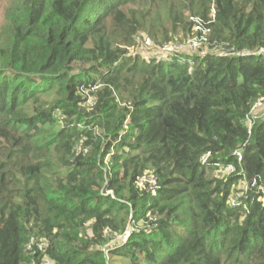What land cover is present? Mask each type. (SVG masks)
<instances>
[{
  "label": "trees",
  "instance_id": "1",
  "mask_svg": "<svg viewBox=\"0 0 264 264\" xmlns=\"http://www.w3.org/2000/svg\"><path fill=\"white\" fill-rule=\"evenodd\" d=\"M187 14L215 51L129 50L185 47ZM6 19L0 264H264V0H13Z\"/></svg>",
  "mask_w": 264,
  "mask_h": 264
},
{
  "label": "rangeland",
  "instance_id": "2",
  "mask_svg": "<svg viewBox=\"0 0 264 264\" xmlns=\"http://www.w3.org/2000/svg\"><path fill=\"white\" fill-rule=\"evenodd\" d=\"M12 2H13V0H0V29L2 27H4L5 25H7L6 10L11 5ZM187 16H188V20L193 23L191 30L183 32V33H186V36H184L182 33H180V35H177V38H183V40H185L184 44H186L190 38L197 37L196 36L197 31L196 30H199L197 27V22H198L197 18L193 17V16L190 17V14H187L186 20H187ZM192 31L195 32V34L190 36ZM206 36H207V31L203 32L199 36L200 39L197 37L198 40L194 42L195 44H193V43L189 44V42H190L189 41L185 47H181V46H180V48L173 47L172 49H174V51H177V53H179V54H187V55L204 54L206 52L215 51L216 50L214 47L215 44L210 43ZM157 42L158 41H155L147 33L141 32V34L136 39V46L137 47H134V48L130 47L129 50L135 51V52L137 51L138 53H140L142 56H144L146 58L152 54L157 55L158 57L165 56V53H164L165 48L157 47V45H158ZM176 44H179V43H172V44H168L167 46H175ZM167 46H165V47H167ZM262 115H264V102H260V104L256 105V106H254V104H253L250 117L255 118V117H260ZM248 120H250V119H248ZM146 180L150 183V185L154 184V179L152 177H148V178L144 177L143 179L139 180L138 184L141 185V183H143V181H146ZM120 237L125 239L124 238L125 235L124 236L121 235ZM116 239H118V236L115 237V239H112L110 243L111 244L115 243L117 241ZM36 244L38 245V249H41V247L43 245H46V242H39ZM31 251H32V253H34L33 250H31ZM32 264H36V263L33 262ZM40 264H51V263L48 262L46 258H42Z\"/></svg>",
  "mask_w": 264,
  "mask_h": 264
},
{
  "label": "built area",
  "instance_id": "3",
  "mask_svg": "<svg viewBox=\"0 0 264 264\" xmlns=\"http://www.w3.org/2000/svg\"><path fill=\"white\" fill-rule=\"evenodd\" d=\"M197 21H198V22H197V27H198V29H199V22H200V21H199L198 19H197ZM197 40H198L197 37H195V38L193 37V38H190V39L188 40V42L190 41L189 44H191V43L195 44L194 42L197 41ZM188 42H187V44H188ZM187 44H186V45H187ZM180 46H181V47H184V45L176 44L175 46H167V47H165V50H166V51H172V50H174V49H172L173 47H178V48H180ZM260 51L264 53V49H263V48L260 49ZM259 104H260V101H256V102L254 103V106L259 105ZM142 179H143V178H142ZM140 180H141V179H140ZM128 234H129V231L126 230L125 233H124V235H125L124 238H126V237L128 236ZM124 235H123V236H124Z\"/></svg>",
  "mask_w": 264,
  "mask_h": 264
}]
</instances>
